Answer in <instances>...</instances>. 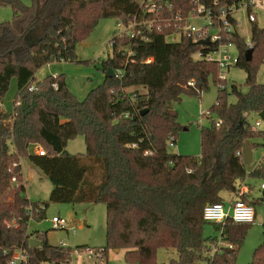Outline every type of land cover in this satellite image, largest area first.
Segmentation results:
<instances>
[{"label":"trees","instance_id":"trees-1","mask_svg":"<svg viewBox=\"0 0 264 264\" xmlns=\"http://www.w3.org/2000/svg\"><path fill=\"white\" fill-rule=\"evenodd\" d=\"M31 1L29 6L21 0H0L13 11L12 21H0V103L12 79L18 83L13 112L0 111V264H10L19 249L29 252V264L73 261L74 248L51 245L46 234L29 233L30 221L43 220L49 203L40 205L27 197L24 158L53 185L49 202L106 205L107 243L99 248L106 258L111 249L124 250L130 263L158 264V251L166 249L178 254L168 264H237L251 224L217 225L233 248L210 257V246L218 238L204 234V209L225 202L223 195L232 197L244 182L249 187L250 180L264 183V160L253 170L243 161L246 145L252 150L264 147V132L254 130L250 122L264 112V82L257 81L264 63V29L253 23L251 61L239 30L232 38L237 67L246 72V91L219 82L218 66L195 59L201 47L191 39L169 42L171 31L154 30L147 33V42L115 35L112 54L102 63L104 83L80 101L63 75L37 82L36 73L55 62L75 61L77 44L102 19L128 24L142 17L140 0ZM155 1H168L173 8L150 19H173L193 6V0ZM249 1L200 0L216 10ZM109 69L123 75L107 77ZM210 81L218 95L207 113L210 125L201 129L200 157L170 153V143H176L182 130L173 104L185 94L201 95ZM34 85L37 89L31 92ZM213 113L217 120L211 118ZM77 137L84 138V155L67 150ZM14 177L19 185L12 182ZM250 196L244 198L250 205L264 204V189L253 202ZM31 239L42 245L30 248ZM250 264H264L263 247Z\"/></svg>","mask_w":264,"mask_h":264},{"label":"rangeland","instance_id":"rangeland-1","mask_svg":"<svg viewBox=\"0 0 264 264\" xmlns=\"http://www.w3.org/2000/svg\"><path fill=\"white\" fill-rule=\"evenodd\" d=\"M26 5H32L31 0H21ZM42 1V0H40ZM260 3L264 0H258ZM257 16L256 25L264 29V7L255 11ZM238 20L239 34L246 42H251L253 24L248 22V14L239 11L236 14ZM13 20V11L10 6L0 2V21L7 22ZM116 18L102 19L89 37L78 43L76 46L75 61L55 62L44 66L36 75V81L41 82L48 76L63 75L71 93L80 101L87 98L88 94L101 86L105 80V73L102 71V63L112 54L110 46L111 39L119 33ZM178 40V39H177ZM230 55L238 56L236 45L229 49ZM225 73L228 77V84H236L246 91V72L232 66ZM219 81V80H218ZM257 81L264 82V63L261 64ZM220 82V81H219ZM18 93L17 79H12L9 90L3 101L0 103V111L5 110L13 112ZM218 87L210 81L209 89L201 95L195 96L185 94L182 101L173 104L174 110L178 113V122L182 130L179 131L176 143H170L169 151L172 154L183 156H194L199 158L201 155V129L210 125V119L207 113L216 104ZM231 103L236 102L234 96H230ZM213 120L217 116L211 115ZM259 116L250 117V122L255 126L259 121ZM258 131L264 132V120H261V127ZM67 150L73 155H84L86 153V144L83 137H77L69 142ZM264 158V147L254 150L253 163L248 166L250 170L257 167L258 163ZM23 182L26 187V195L33 203H49L45 212V218L41 221L32 219L29 223V233L40 235L46 234V240L49 244L57 246L63 241L66 246L71 248L87 247L90 249H99L106 246V205L104 203L92 204H61L51 203L50 195L53 185L45 174L33 165L28 158L22 160ZM252 190L248 200L252 201L261 195L260 182H252ZM253 187V188H252ZM225 199L229 198L226 194ZM252 206V205H251ZM256 215L255 222L250 225L244 243L239 252L237 264H250L253 261L255 252L260 247L264 249V204L252 206ZM60 217L69 222V230L55 229L52 219ZM215 223H206L204 234L207 238H220L221 232L216 229ZM219 226V225H218ZM178 254L175 250L160 249L157 253L158 264H168L172 259H177ZM72 264H96L94 260L82 255L80 258L73 257ZM106 264H135L125 259V251L113 249L109 250ZM200 264H208L201 262Z\"/></svg>","mask_w":264,"mask_h":264},{"label":"built area","instance_id":"built-area-1","mask_svg":"<svg viewBox=\"0 0 264 264\" xmlns=\"http://www.w3.org/2000/svg\"><path fill=\"white\" fill-rule=\"evenodd\" d=\"M192 5V9L187 13L179 12L173 19H150L149 16L157 12L162 13L172 10V4L168 1L156 2L155 0H140V6L144 14L142 17L136 16L128 24L118 21L117 27L119 33L117 37L141 39L143 42H147V33L153 32L154 30L160 33L171 31L167 36V41L179 42L183 38L191 39L201 47V50L195 54V59L216 64L219 68V81H228L225 71L229 70L232 66H237L239 61L238 56H231L229 51L235 45L232 38L240 26L236 19V14L239 11H243L248 14L247 20L250 24L256 23L257 16L255 11L264 7V1L260 3L258 0H250L238 6L235 5L231 8H221L218 10L214 7L207 6L205 3L200 2V0H193ZM204 40H209L210 44H199V42ZM246 47L251 50L252 43L248 42ZM114 73L115 76L123 75V72L120 70ZM189 85L194 87V81H191ZM220 87L222 88L223 86L220 85ZM54 88L57 89V85H54ZM36 89L34 85L30 88V91L33 92ZM218 125L220 124L218 123ZM259 127H261V119L253 126V129L258 131ZM36 153L41 157L46 156L45 151L41 149H36ZM240 154L238 153V155ZM12 182L19 185L16 177L12 179ZM249 188L244 182L239 186L238 191L232 196L233 199L228 203L223 202L207 205L204 209V220L219 226L225 225L228 221L237 224H253L256 219L254 209L247 200H244V198L251 195ZM263 189L264 183L260 186V190ZM52 223L57 230H69V222L63 218L54 217ZM58 246L62 248L69 247L63 241ZM225 248L232 249L233 246L224 240L221 233L216 243L210 246L209 256L214 257ZM82 255H86L88 258L94 260L96 264H106L107 258L103 249H73L72 258L74 256L80 258ZM29 259V252L26 249H19L13 253L10 264H29Z\"/></svg>","mask_w":264,"mask_h":264},{"label":"water","instance_id":"water-1","mask_svg":"<svg viewBox=\"0 0 264 264\" xmlns=\"http://www.w3.org/2000/svg\"><path fill=\"white\" fill-rule=\"evenodd\" d=\"M199 44H201V45L210 44V41L204 40V41L199 42ZM252 56H253V51L252 50L248 51L246 54L247 61H251ZM106 76L110 77V78L115 77V73H114L113 69H109ZM146 113H147V111H142L141 115H145ZM258 116L261 120H264V112L260 113ZM243 161H244V164L247 166H250L253 163V150L248 145H246L243 149ZM41 245H42V243L37 239H31L29 242V246L32 249L40 247ZM116 251L118 252V250H116Z\"/></svg>","mask_w":264,"mask_h":264},{"label":"crops","instance_id":"crops-1","mask_svg":"<svg viewBox=\"0 0 264 264\" xmlns=\"http://www.w3.org/2000/svg\"><path fill=\"white\" fill-rule=\"evenodd\" d=\"M253 154H254V150H253ZM259 164V163H258ZM258 166V165H257ZM231 199H233L232 197H229L227 199H225V203H228Z\"/></svg>","mask_w":264,"mask_h":264}]
</instances>
